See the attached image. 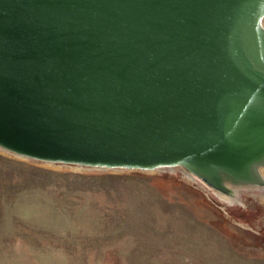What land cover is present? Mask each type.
<instances>
[{
	"label": "water",
	"instance_id": "obj_1",
	"mask_svg": "<svg viewBox=\"0 0 264 264\" xmlns=\"http://www.w3.org/2000/svg\"><path fill=\"white\" fill-rule=\"evenodd\" d=\"M0 150L264 187V0H0Z\"/></svg>",
	"mask_w": 264,
	"mask_h": 264
},
{
	"label": "rangeland",
	"instance_id": "obj_2",
	"mask_svg": "<svg viewBox=\"0 0 264 264\" xmlns=\"http://www.w3.org/2000/svg\"><path fill=\"white\" fill-rule=\"evenodd\" d=\"M0 151V264H264L263 199Z\"/></svg>",
	"mask_w": 264,
	"mask_h": 264
},
{
	"label": "bare ground",
	"instance_id": "obj_3",
	"mask_svg": "<svg viewBox=\"0 0 264 264\" xmlns=\"http://www.w3.org/2000/svg\"><path fill=\"white\" fill-rule=\"evenodd\" d=\"M1 152V151H0ZM6 154V153H5ZM11 157V156H10ZM14 157V156H13ZM15 158V157H14ZM17 158V157H16ZM47 164V162H46ZM51 164V163H50ZM53 165V164H52ZM67 165V164H66ZM71 166V165H70ZM69 166V167H70ZM78 167V165H76ZM54 167V166H53ZM61 167V166H60ZM73 168V167H72ZM75 168V167H74ZM80 168H83L82 166H79L77 169L79 170ZM90 168V167H88ZM61 169V168H60ZM73 170V169H71ZM92 170V169H91ZM89 169L88 172L91 171ZM164 170H167V171H170V172H173V173H182V175L190 180H193L195 181L194 177L192 175H190L189 173L183 171L182 169L178 168V167H175V168H170V169H160V168H157V169H153V170H148V171H164ZM81 171V170H80ZM84 172V171H83ZM165 176V175H164ZM183 177V178H184ZM189 180V181H190ZM193 183V182H191ZM199 189V188H198ZM208 189V188H207ZM209 191V190H208ZM209 193H212L214 194L217 198L220 199V201L224 202L225 204H228V205H233L234 203H243V200L245 198V196H253V197H257V198H260V199H263L264 200V187L262 188H258V189H242L239 191V193H237V195L233 198H227V197H224V196H221L219 194H216L214 193L213 191L212 192H209ZM244 206V205H243ZM247 228V227H246Z\"/></svg>",
	"mask_w": 264,
	"mask_h": 264
}]
</instances>
